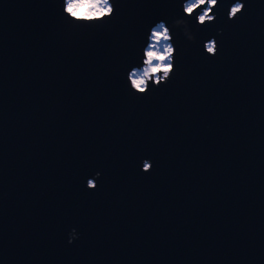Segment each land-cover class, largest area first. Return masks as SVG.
<instances>
[{
    "label": "water",
    "instance_id": "water-1",
    "mask_svg": "<svg viewBox=\"0 0 264 264\" xmlns=\"http://www.w3.org/2000/svg\"><path fill=\"white\" fill-rule=\"evenodd\" d=\"M234 2L200 26L183 0L101 23L0 0V264H264V0ZM180 18L195 40L173 28L175 71L136 95L149 29Z\"/></svg>",
    "mask_w": 264,
    "mask_h": 264
},
{
    "label": "clouds",
    "instance_id": "clouds-1",
    "mask_svg": "<svg viewBox=\"0 0 264 264\" xmlns=\"http://www.w3.org/2000/svg\"><path fill=\"white\" fill-rule=\"evenodd\" d=\"M218 3L219 0H183L181 8L184 16L189 19L196 13L197 24L205 26L215 21L216 14L214 9L218 6ZM244 7L245 4L241 0H235L228 8V19H235L238 14L243 12ZM63 13L77 22L101 23L105 19L111 18L115 13V9L113 0H63ZM173 28H180L188 41L192 42L195 40L188 27V19H174L171 27L163 20L155 23L149 29L148 44L142 50L140 66L131 68L127 74L128 87L136 95H145L150 85L159 87L161 84L167 83L171 74L175 71L176 48L173 43ZM221 32V29H217V35H220ZM203 48L207 55H217L219 45L216 38L212 37L205 41ZM151 169V161L143 159L141 161V171L148 173ZM100 175V172H96L93 178L87 179L85 182L86 189H96V179ZM78 236L76 229L72 228L67 233V243H73Z\"/></svg>",
    "mask_w": 264,
    "mask_h": 264
}]
</instances>
